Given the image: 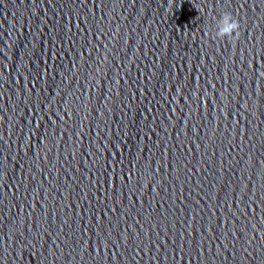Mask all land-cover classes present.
Instances as JSON below:
<instances>
[{
	"label": "clouds",
	"instance_id": "9594fccd",
	"mask_svg": "<svg viewBox=\"0 0 264 264\" xmlns=\"http://www.w3.org/2000/svg\"><path fill=\"white\" fill-rule=\"evenodd\" d=\"M240 35V23L231 13H223L216 23L215 36L221 39L227 37L230 40Z\"/></svg>",
	"mask_w": 264,
	"mask_h": 264
}]
</instances>
